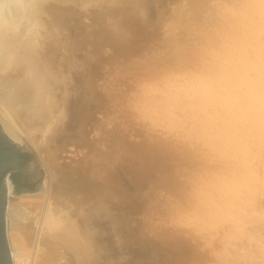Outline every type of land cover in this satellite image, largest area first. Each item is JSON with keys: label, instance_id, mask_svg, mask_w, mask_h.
Masks as SVG:
<instances>
[{"label": "rangeland", "instance_id": "374dc122", "mask_svg": "<svg viewBox=\"0 0 264 264\" xmlns=\"http://www.w3.org/2000/svg\"><path fill=\"white\" fill-rule=\"evenodd\" d=\"M49 1L53 5L49 21L30 20L31 25L24 24L31 6L46 8ZM123 1L133 3L128 15L115 8ZM246 2L248 0H18V3L9 1L0 10L6 16L19 15L21 24L29 29L27 34L36 31L44 40L51 39L52 49H57L59 55L66 50L73 58H84L82 69L77 70L90 83L86 90L89 115L83 140L77 142L74 137L75 141L67 145L63 157L74 161L83 159L90 171L97 167L101 171L110 165L115 169V186L127 194L116 205V214L122 221L119 237L106 225L101 236L112 264H264V120L257 117L233 136L235 129L220 128L211 116L207 118L193 107L188 108L187 101L176 91L178 87L174 88L223 55L220 45L229 44L242 25L250 24L248 20L254 19L251 24L257 30L264 25L261 20L264 7L249 0L261 13L250 8L249 12L253 11L259 19L253 13L254 18L249 19L252 15L249 16ZM236 18L244 19L239 24L234 21ZM258 22L262 23L258 25ZM186 72H189L187 76ZM147 76L152 84L149 82L145 94L138 86L142 77ZM164 77L167 78L162 79ZM173 78L175 84L168 88L171 92L165 93L166 86L173 85L169 82ZM159 89L163 90L164 97L169 98V94L174 93L180 96L171 95L179 99L175 103L173 98V108L169 101L172 98L163 99L172 110L168 109V117L164 119L172 118L171 121L163 119L166 114L158 115L155 103L161 101ZM144 94L156 114L149 109L143 113L136 107V101ZM173 112L175 116L171 115ZM173 120L175 126L170 123ZM194 120L199 124L195 121L197 125L192 128L194 124L190 127V123ZM186 127L191 128H188L191 132H187ZM218 127L220 133L226 128L232 139L242 136L243 141L241 137L229 140L226 132L228 139L223 133L226 139L218 141L224 140L226 146L220 143L219 148L215 136ZM172 128L175 131L172 132ZM201 129L196 139L195 133ZM1 133L0 128V148L12 150L14 157H20L21 161L20 168L18 162L0 163V213L4 202V220L5 195L8 194L7 184H3L5 176L10 179L15 194L25 189L35 191L47 174L35 151ZM202 136L207 146H203ZM69 149L73 150L71 156ZM145 150L151 156L141 158ZM115 154L119 158L114 160ZM127 156L143 162L134 168L121 164ZM33 162L39 166L38 177L25 173V168ZM10 171L26 179L25 185L17 186L19 180L17 176L12 180ZM0 264H7L1 254ZM9 264H13L10 255Z\"/></svg>", "mask_w": 264, "mask_h": 264}, {"label": "bare ground", "instance_id": "6f19581e", "mask_svg": "<svg viewBox=\"0 0 264 264\" xmlns=\"http://www.w3.org/2000/svg\"><path fill=\"white\" fill-rule=\"evenodd\" d=\"M9 1L18 3V0H0V10L3 9L5 4ZM254 1L259 7H264V0ZM252 3L253 2L248 3V6L243 5L247 7L249 16L252 15L249 19L254 18L256 15L253 11L257 12V8H254L255 5L252 7ZM32 4H34V2H32ZM249 4H251V7H249ZM232 6L233 5H231V7ZM115 8L125 15H128L132 11L133 3L123 1L117 4ZM248 8H254L252 11L254 16L249 12L251 9L249 10ZM52 9L53 5L50 1L47 3L46 8L45 6L42 8L41 5H38L37 9L35 6H31V9L27 12L28 20L24 19V24L28 22V24H30V20L36 21L35 23H46L51 18ZM243 9L245 8L243 7ZM231 10L234 11V9ZM262 10H264V8ZM259 11L257 13H260ZM243 19L244 18H236L234 21L240 24ZM252 20H248L250 24L254 23V19ZM261 20L263 21L264 17ZM259 23L262 22H258V25ZM20 25L22 24L19 15L12 14L11 16H6L0 12V128L5 137L12 141L20 140L25 146L35 151L41 165L45 169L44 172L47 174V177L45 175L46 180H42V178L41 182H38L35 191L31 192V190L30 192L24 191L21 193L19 191V193L16 192L15 194L13 192L12 183L7 175L3 180V184H7L6 190L8 193L5 195L7 196V201L4 210V233L9 255L13 264H112L110 254L105 252L106 245L103 243L101 236L105 228L104 226L106 225V227L111 229L112 234L116 238L119 237V225L122 221L118 214H116V205L121 198L124 200L127 194L125 195L122 190H118L115 186V169L110 167V165L101 171L99 167L90 171V167L88 165L86 166L83 159L82 161H74V159L70 157V161L63 157V153L67 152V145L75 141L74 137L77 138V142L83 140L86 120L89 115L86 90L90 88V83L88 79L82 77L83 73L77 70L80 68L82 69L84 58H73L71 55H68L66 50H64L66 54L63 52L62 55H59L60 53H57V49H52L51 39L45 38L44 40L40 32L36 31L35 34H27L29 29L26 30L27 27H24L26 25H22L19 28ZM42 28L43 27L40 26L39 30H42ZM63 47L64 46L61 48ZM159 54L160 53H158V55ZM74 68L75 70H73ZM186 68L187 67H185L184 70H186ZM175 70H177V67ZM191 71L192 70H190V72ZM180 73L182 74V71ZM188 73L186 72V76ZM195 73H197V71ZM165 75L167 76L166 72ZM176 75L177 74L173 76ZM166 78L164 77L162 79ZM142 79L143 81L140 82L138 87L141 86V89L143 88L144 93L147 94L148 92L145 91L148 89L147 85H149V82L152 84L150 81L151 78L147 76L142 77ZM182 79L185 78L182 77ZM167 80H170V78ZM174 80L173 78V81L171 80L172 82H169L173 84ZM155 82L157 83L156 80ZM164 82L165 81H163V83ZM174 84L170 87L166 86L167 88L163 85V88L165 87L167 89L165 93H167L169 90L168 88H172ZM154 85L156 84L154 83ZM176 87L178 86L175 85L174 88ZM150 89L152 93L153 89ZM176 89L174 90L178 91V88ZM155 92L157 91L155 90ZM145 94L140 96V99L136 101V107L142 110L143 113L148 112L149 109L152 114H156L154 113L156 112L153 109L154 107L152 108L153 111L150 108L148 98ZM174 94L173 95L176 97L177 94ZM179 94L177 95L178 98H180ZM159 95L161 100L160 103L158 100V102L155 101L156 103H154L156 109L158 107V115L161 116L168 113L170 105L166 104V100L163 101V99L165 97L168 100L172 98L169 100L172 101L174 97H172V94H169V98L167 96L164 97L163 90L160 91ZM177 99L173 101L178 103L179 99ZM173 101L171 105L172 108L174 104ZM163 102L165 103L164 106H162ZM187 105V107L191 109L188 102ZM185 108L183 109L185 110ZM169 111L172 112L170 109ZM189 111L191 112V110ZM195 113L198 114L197 111ZM170 114L171 113H169V115ZM173 114L175 116L176 113L173 112L171 115L173 116ZM200 114L202 115V113ZM158 115H156V118H158ZM163 116V119L168 117L167 114ZM197 117L199 118V116ZM198 118L196 120H198ZM200 118H202V116H200ZM207 118L209 117L207 116ZM168 119L169 118H166L164 120ZM170 119L172 120V118ZM210 119L212 120V117H210ZM196 120H194V123H190V127L192 124H194L192 128L197 125L195 123ZM205 120L211 121L204 118V121ZM161 122L162 120L160 123ZM173 122L174 120L170 123ZM196 122L199 124V121ZM173 124L175 126L176 123ZM167 125H169V123H167ZM164 126L166 125L164 124ZM259 127L260 126H258V128ZM188 128L186 127V129ZM220 128H223V126ZM220 128L218 127L215 130L217 143L220 138L221 140L227 138L228 129H221L223 133L227 132L225 134L226 138H224L225 136H223V133H220ZM189 129L192 130L191 128ZM189 129L187 132L190 131ZM170 130H172V132L175 131L173 128ZM196 132L195 135H197V138L194 137L198 139L200 136L198 132L202 133V129ZM235 133H238V131L234 132L233 136L237 135ZM229 134L231 133H228V136H230ZM183 137H186V133ZM240 137V140L243 141L242 136ZM245 137L243 136L244 140H246ZM203 138L204 136H202V139ZM230 138L229 140L232 141L237 139H232V136H230ZM199 140H201V138ZM204 140L205 138L202 140L203 146H207L206 141V145H204ZM221 140L217 145L218 147ZM229 140L226 141L228 142ZM246 142L243 143L246 145ZM253 142L251 145L254 144ZM223 143L224 140L221 143L222 146L226 144ZM68 152L69 156H71L70 154L73 150L69 149ZM144 155L151 156L148 150H145L144 154L142 153L141 158H143ZM116 158H119L117 154L114 155L113 159L115 160ZM139 162L143 161L140 158H131L127 156L121 161V164L134 168L136 165L138 166L140 164ZM37 167L34 162L30 165L28 164L25 168V173L29 172L33 175L32 177H38L40 175V169ZM195 208L197 209V206Z\"/></svg>", "mask_w": 264, "mask_h": 264}, {"label": "clouds", "instance_id": "9594fccd", "mask_svg": "<svg viewBox=\"0 0 264 264\" xmlns=\"http://www.w3.org/2000/svg\"><path fill=\"white\" fill-rule=\"evenodd\" d=\"M220 47L223 55L180 83L178 92L217 126L243 131L257 117L264 120V25H242Z\"/></svg>", "mask_w": 264, "mask_h": 264}, {"label": "water", "instance_id": "95a60500", "mask_svg": "<svg viewBox=\"0 0 264 264\" xmlns=\"http://www.w3.org/2000/svg\"><path fill=\"white\" fill-rule=\"evenodd\" d=\"M10 162H18V168L21 167V161L20 157H14L13 151L0 148V163H10ZM2 175V172L0 171V177ZM23 191H28L27 189ZM30 192V191H28ZM3 204L4 202L1 203V213H0V254L4 256L5 261L7 264H9V250L6 242V237L4 233V220H3Z\"/></svg>", "mask_w": 264, "mask_h": 264}, {"label": "flooded vegetation", "instance_id": "af4514ba", "mask_svg": "<svg viewBox=\"0 0 264 264\" xmlns=\"http://www.w3.org/2000/svg\"><path fill=\"white\" fill-rule=\"evenodd\" d=\"M9 176L11 177L12 180H14V177L17 176L19 182H16L17 186H22L25 185L26 179H24L23 177H21L20 175L14 174L10 171Z\"/></svg>", "mask_w": 264, "mask_h": 264}]
</instances>
